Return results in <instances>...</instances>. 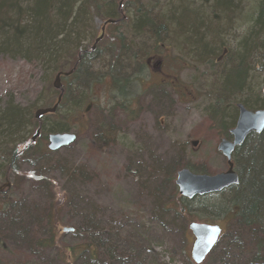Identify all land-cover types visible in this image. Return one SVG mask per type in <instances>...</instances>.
<instances>
[{
  "label": "rangeland",
  "instance_id": "374dc122",
  "mask_svg": "<svg viewBox=\"0 0 264 264\" xmlns=\"http://www.w3.org/2000/svg\"><path fill=\"white\" fill-rule=\"evenodd\" d=\"M158 1L145 0L142 5L151 6ZM257 2L241 1L237 25L240 29L235 26L237 38L251 24ZM132 3L126 9L140 6V0ZM126 9L120 16V19L125 17V25L109 26L105 37L97 44L99 61L89 69L92 84L87 86L88 96H85L81 108L73 110L65 104L58 115L46 120L49 130L57 123L65 125L77 137L75 143L51 154L35 158L30 154L29 158H23L18 163L19 177L15 186L0 194V210L6 205L8 214L11 210L16 222L20 218L22 223L28 224L27 212L34 217L50 213L58 215L53 224L57 228L61 248H36L35 243L45 234L38 233L32 226L36 239L31 245L27 238L20 237L19 228L13 225L6 232L0 221V264H72L69 258L66 259L65 251L69 247H78L84 241L87 231H90L85 230V221L110 237L107 247L114 248L118 257V260L104 257L95 264H195L191 257L195 242L189 230L191 223L217 225L223 230L217 248L202 264H227L229 260H233V264H254L255 255L244 253L240 247L242 240L250 245L251 238L241 234L234 219L235 213L211 208L218 207L223 198L215 194L184 201L191 211L187 219L162 210L163 207L175 206V203H169L173 193L168 185L160 190L157 187L165 179L162 176L165 169L177 162L182 153L184 159L177 172L187 164L195 168L204 165L206 172L213 176L228 169L225 157L218 150L225 139L217 122L212 121L206 112V109L217 107L215 94L220 70L197 64L174 38L164 39L155 45L154 41L146 38L139 45L148 52L143 65L146 60L150 65L140 70L139 79L129 93L128 98L135 99L126 104L115 101L109 73L119 54L115 37L121 32L126 43L129 45L131 42L129 16L132 13ZM104 22L96 20L94 38L87 42L89 46L100 36ZM227 41L235 47L236 41L232 36ZM158 63L159 70L154 71ZM262 65L264 58L257 57L253 79L264 96ZM125 67L131 72L132 64ZM54 82L55 77L50 80V76H46L37 65L0 58V100L3 103L11 98L24 108L33 109L35 115L36 107L55 104L57 97L51 93ZM62 83L65 86L66 81L62 80ZM230 104L229 108L236 107ZM122 105L125 111H122ZM106 128L114 131V144L97 146L96 135ZM36 144L44 146L46 142L40 136ZM65 167L84 168L95 177L89 181H72L65 174ZM27 174L42 175L45 185ZM13 181L10 180L12 184ZM3 183L0 180V187ZM159 186L161 188V184ZM45 226L46 220L41 228ZM65 228L74 231L64 233ZM236 239L239 240L237 243ZM59 252L63 253L64 260ZM73 264L90 263L84 257Z\"/></svg>",
  "mask_w": 264,
  "mask_h": 264
},
{
  "label": "trees",
  "instance_id": "16d2710c",
  "mask_svg": "<svg viewBox=\"0 0 264 264\" xmlns=\"http://www.w3.org/2000/svg\"><path fill=\"white\" fill-rule=\"evenodd\" d=\"M144 1L140 0V6L134 7L131 11L128 10L134 18L131 19L129 27L132 33L129 44L141 47L139 42L143 40L144 36L137 38V35L140 25H143L146 27L145 36L148 39L157 35L161 36L163 33L165 35L174 34L180 40H185L187 54L197 64L209 65L212 69L218 67L220 72L217 84L215 83L216 88L218 87L215 94L217 107L206 109V112L212 121L217 122L224 139L230 141V131L232 127H235L238 119V116H235L233 112L236 107L229 108L230 103L235 105L241 103L246 109L253 112L264 110V96L261 87L253 79L256 58H264V0H258L256 4V13H254L251 24L248 26L250 33L241 42L235 40V47L230 46L231 42L228 43L227 39L232 36L235 23L241 15L236 1L211 0L208 2L204 0L208 12H203L197 16L189 12L183 13L180 7L171 10L170 14L167 13L171 0H162L165 4L164 12H160L163 4L158 6L159 1L154 6H144L142 5L145 4ZM156 6L160 9L151 12ZM149 7L152 9H148ZM121 11L122 9L119 10L116 6V0H0V58L21 60L27 64L37 65L43 69L46 76H50V80L52 77L56 79L59 74L72 73L69 77L61 78V82L65 80L66 83L64 96L57 112L54 115L44 116L40 121L35 119L33 109L24 108L11 98L5 103L0 100V180L4 182L2 186L7 183L11 185L4 192L10 191L12 186H15V180L17 181L19 177L18 163L23 158H29L28 155L30 154L31 158L51 154L47 146L49 137L70 133L69 129L61 123L54 124L53 128L49 130L46 120L50 116L58 115L59 110L65 104H70L73 110L78 107L81 108L85 96H88L87 89L89 88L87 86L90 85L91 87L92 83L88 60L83 59V54L78 58V53L81 54L83 51L91 49L102 36L100 34L91 46L89 43L87 44L94 38L92 35L97 19L105 21L104 23L118 20V24L125 25L126 21L120 19ZM179 39L177 40L180 41ZM115 42L120 53L115 57L114 68L119 66L124 69L129 63L135 62L136 56L132 55V61L125 54L128 44L123 33H118ZM65 51L74 53V59H70ZM123 54L122 62L118 63V59ZM141 69L142 65L140 66ZM111 75L112 73H109L110 80L115 81L116 87L119 88V81L114 80ZM84 88H86L85 92L82 91ZM51 93L56 95L57 99L60 96V92L56 91L53 85H51ZM120 97L121 100H125L123 94ZM117 101L123 103L120 100ZM127 101L130 100L127 99ZM56 103L57 100L52 106L36 107L35 112L53 108ZM121 108L122 111L126 110L123 105ZM37 130H41V137L46 145L32 144L30 135ZM114 139V131L111 128H106V130L101 129L99 131L95 141L97 146L103 145L105 147L112 145ZM233 162L239 175V184L216 194L224 200L218 207L211 206V208H219L216 210H224V212L231 210L235 213L234 219L241 234L251 238L250 245L246 240L239 242L242 251L255 255L254 264H259L260 261V264H263L264 132L261 135L249 137L242 147L237 148L233 155ZM180 165L181 161H177L165 169V173L162 175L165 177V185L162 183L161 188L158 185L159 190L163 189L167 183L170 187L174 186L173 182ZM65 168L67 170L65 174L72 181H89L95 177V174H89L84 168ZM185 168L197 175H209L201 167L195 168L187 164ZM63 170H65L64 167ZM27 175L29 178L35 179L37 183L45 185L42 175ZM11 179L14 180L13 184L10 182ZM4 192L0 194H4ZM172 193L169 203H175V206L163 207L162 210L165 213L173 212L176 216H184L187 219L191 213L189 207L184 204L187 199L179 195L178 188L175 186ZM193 200L195 199L191 201ZM6 207L4 205L3 209L0 210V221L6 232L15 225L14 227L19 228L20 237L27 238V242L32 245L33 240L36 239L32 234V229L35 228L38 233L45 234L42 240L35 243L36 248L43 250H59L61 248L57 240L58 231L54 227L58 215L50 213V215L39 214V217L37 215L34 217L31 216L30 212H27L26 216L29 220L27 221L28 224H25L20 221V218L16 222L11 215L12 211L9 210L10 214H8ZM44 220H46V226L41 228ZM85 222V230L90 231H87V236L83 237L84 241L78 247L66 249V259L69 258L68 260L72 264L84 257H87L90 264L100 263V259L104 257L109 258V260H118L114 248L107 247L110 237L105 236L101 229L99 230L92 223ZM21 224L24 225V228ZM237 241L239 240L236 239L235 242L237 243ZM102 248H104L103 253H101ZM60 254L63 259V253ZM231 261L233 260L227 261V264H233Z\"/></svg>",
  "mask_w": 264,
  "mask_h": 264
},
{
  "label": "water",
  "instance_id": "95a60500",
  "mask_svg": "<svg viewBox=\"0 0 264 264\" xmlns=\"http://www.w3.org/2000/svg\"><path fill=\"white\" fill-rule=\"evenodd\" d=\"M114 24L113 21L104 23L102 28V36L96 41L98 44L104 36L105 26ZM72 73L59 74L54 83L56 90H61V77H69ZM62 97H59L56 105L50 109H41L35 113L37 121L42 120L44 116L54 115L59 105L61 104ZM239 117L235 129L231 132L232 141L223 140L218 150L222 153L227 161V171L217 175H197L189 170H183L178 174L177 186L180 190V195L187 200H192L196 197H204L213 194H219L223 191L236 186L239 183V176L235 171L233 162V155L237 148L244 145L246 140L252 134H261L264 132V110L250 111L243 105L238 106ZM41 135V130H38L32 142H36L37 138ZM76 136L74 134H56L49 137V150L51 152L59 151L75 143ZM196 145V143L194 144ZM10 183L0 187V193L5 189L10 188ZM195 242L193 244L191 256L195 264H202L206 258L211 254L219 239L222 236V229L217 225L192 223L189 226ZM74 230L71 228L63 229L64 233H71Z\"/></svg>",
  "mask_w": 264,
  "mask_h": 264
},
{
  "label": "bare ground",
  "instance_id": "6f19581e",
  "mask_svg": "<svg viewBox=\"0 0 264 264\" xmlns=\"http://www.w3.org/2000/svg\"><path fill=\"white\" fill-rule=\"evenodd\" d=\"M132 1L133 0H116V6L118 7V9L120 10V9H122V10H124V9H126V7H127V5H129V4H133L132 3ZM204 0H171V1H169V7L167 8V13H171V10H173V9H175V8H177V7H180V9L183 11V13L185 12V13H187V12H189V13H191V14H193V15H195V16H197V15H201L203 12H208L207 11V9L205 8V4H204V2H203ZM208 2H210L211 0H207ZM234 2L236 1L237 2V4H238V9L240 10L241 9V1L242 0H233ZM258 3V2H257ZM163 4V7L161 8V10H160V12H164L165 10V4H164V1H162V0H160L159 1V3H158V6L159 5H162ZM155 5V4H154ZM153 5V6H154ZM158 6H156L151 12H154V11H156V10H159L160 8L158 7ZM257 8V7H256ZM131 9H133V8H131ZM148 9H152V7H149ZM125 11V10H124ZM126 11H128V8L126 9ZM131 11V10H130ZM255 13H256V9H255ZM131 14V13H130ZM132 15V14H131ZM129 16V20H131L132 18H133V16ZM253 15H254V13H253ZM124 20H125V17H122ZM134 19V18H133ZM239 21V20H238ZM238 21L235 23L236 24V26L238 25ZM114 22V24H111V25H115V24H118V21L117 20H115V21H113ZM145 26H143V25H140V29H138L139 30V33H138V35H137V38H140V37H143V40H145L147 37L145 36V34H146V30H145ZM237 28H238V30L240 29L239 28V26H237ZM102 30V29H101ZM143 30V31H142ZM235 30H236V28H234V31H233V34H232V37L236 40V41H240L241 42V40L246 36V35H248L249 33H250V31H249V28L247 27L243 32V35L242 36H240L239 38H237L236 36H235ZM237 32V31H236ZM101 34H102V31H101ZM105 34V33H104ZM104 37V36H103ZM172 38H174L173 40H175V41H177L178 43H181V46H184L185 47V50L187 51V44L185 43V40H180L176 35H174V34H161V36H159V35H157V36H154V37H152V38H150V39H148L147 38V41H154L155 43H154V45L155 44H159V43H162V42H164L163 40L164 39H172ZM179 39L180 41H178L177 39ZM237 38V39H236ZM143 40H141V41H143ZM140 41V42H141ZM236 44V43H235ZM96 46H97V44L95 43V45L94 46H92L91 47V49H88V50H85V51H83L81 54L80 53H78V58H80V56H82V54H83V59H85L87 62H88V65H90V67L89 68H91V67H93L92 65L93 64H95V61H99V58H97L96 57V53H97V50H96ZM222 46H224V45H222ZM230 46H231V43H230ZM66 52V51H65ZM227 52V51H226ZM67 53V52H66ZM119 53H120V50H119ZM125 54L127 55V57H128V59H130V60H132V55H135L136 56V60H135V62L133 61V63H132V61H130V60H128V59H126L127 61H129V62H131L132 63V67H131V72L130 71H128V69L127 68H124V69H122L121 67H119V66H116V68H114V67H112V69H111V73H112V77L114 78V80H116V81H119V88L118 87H116V85H115V81H112V97L114 98V100L115 101H117V100H120V101H122L123 102V104H126L125 102H130L133 98H128V96L131 94V91L134 89V83L139 79V76H138V73L140 72V66L142 65V69L141 70H143V68H145V67H147V65H148V67H149V65H150V62H149V60L147 61L146 60V63H145V65H143V60H144V58L145 57H147V54H148V52L146 51V49L143 47V46H141V47H135L134 46V44H129L127 47H126V49H125ZM67 55H69V58L70 59H74V53H67ZM131 56V57H130ZM123 57H124V54L121 56V58H119L118 59V63L119 62H122V59H123ZM126 57V58H127ZM130 57V58H129ZM91 62V63H90ZM113 64H115V61H114V63ZM129 65L131 66V64L129 63ZM202 65H205V64H202ZM127 67H128V65H127ZM262 67V69L264 70V65H262L261 66ZM55 83V82H54ZM53 87H54V84H53ZM61 90L59 91V90H56L55 88V90L56 91H58V92H60V96L59 97H62L63 98V96H64V85L62 84V82H61ZM120 88H121V90H120ZM130 93V94H129ZM123 94V97H124V99L126 100H121V97H120V95H122ZM59 97H58V99H59ZM58 99H57V101H58ZM127 99L128 100H130V101H127ZM135 99V98H134ZM133 99V100H134ZM73 101H74V99H73ZM62 102V101H61ZM71 104H72V102H70ZM68 105H70V104H68ZM239 105H242L241 103L240 104H237L236 105V109H234V115L236 116H238L239 117V110H238V106ZM244 106V105H243ZM237 121H238V119H237ZM237 124V123H236ZM235 127H236V125H235ZM235 127L230 131V135H231V139H232V134H231V132L235 129ZM38 131V130H37ZM36 131V132H37ZM262 134V133H261ZM261 134H252L251 136H253V135H261ZM251 136H249V137H251ZM49 140V139H48ZM31 142H32V140H31ZM32 144H36V142H32ZM49 147V146H48ZM48 150H49V148H48ZM50 151V150H49ZM51 152V151H50ZM183 159H184V156H183V153L181 154V155H179L178 156V161H181V162H183ZM199 167H201V168H203V169H205V166L204 165H198ZM183 170H188V168H185V165L183 166V168H181L178 172H176V177H175V179H174V182H173V184H174V186L175 187H177L178 188V193H179V195H180V190H179V187L177 186V180H178V174L181 172V171H183ZM190 171V170H189ZM191 172V171H190ZM226 172V171H225ZM224 172V173H225ZM217 175V174H216ZM239 176V175H238ZM164 181L165 180H163V184H164ZM239 181H240V179H239ZM160 184H162V182L160 183ZM159 184V185H160ZM239 184V183H238ZM237 184V185H238ZM165 185V184H164ZM167 185L169 186V184L167 183ZM174 186H171V187H173V188H171L170 186H169V188H170V190L171 191H174ZM181 196V195H180ZM182 197V196H181ZM183 198V197H182ZM219 241H220V239H219ZM219 241H218V243H219Z\"/></svg>",
  "mask_w": 264,
  "mask_h": 264
},
{
  "label": "flooded vegetation",
  "instance_id": "af4514ba",
  "mask_svg": "<svg viewBox=\"0 0 264 264\" xmlns=\"http://www.w3.org/2000/svg\"><path fill=\"white\" fill-rule=\"evenodd\" d=\"M123 19V18H122ZM118 21V20H117ZM104 27V24L102 25V27H101V29ZM109 27V25H107V26H105V34H106V32H107V28ZM105 34H104V36H105ZM159 67H160V63H158V64H155V67L153 68V70L154 71H157V70H159Z\"/></svg>",
  "mask_w": 264,
  "mask_h": 264
}]
</instances>
